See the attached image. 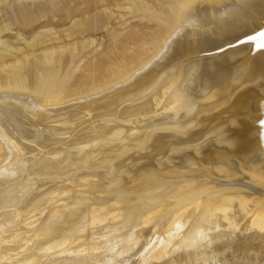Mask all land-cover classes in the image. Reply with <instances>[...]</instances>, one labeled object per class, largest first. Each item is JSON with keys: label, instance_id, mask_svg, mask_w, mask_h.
<instances>
[{"label": "bare ground", "instance_id": "bare-ground-1", "mask_svg": "<svg viewBox=\"0 0 264 264\" xmlns=\"http://www.w3.org/2000/svg\"><path fill=\"white\" fill-rule=\"evenodd\" d=\"M69 1L52 0L57 7ZM162 2L171 15L159 23L161 50L123 79L80 97L51 96L49 78H41V99L26 98L17 61L25 52L4 39L10 27H0V125L6 130L0 178L17 161L19 144L35 142V159L46 161L45 137L66 139L85 186L95 170L116 177L96 180L103 194L52 192L13 242H0V264L30 263L15 251L35 256L49 244L59 233L52 218L70 203L74 215L89 221L69 232L67 240H75L64 252L95 238L105 254L154 258L155 264H264V0ZM133 7L145 9L144 0ZM199 15L215 22H200ZM48 43L38 33L26 46L49 62ZM143 162L153 169L141 170ZM31 261L87 264L69 255Z\"/></svg>", "mask_w": 264, "mask_h": 264}, {"label": "rangeland", "instance_id": "rangeland-1", "mask_svg": "<svg viewBox=\"0 0 264 264\" xmlns=\"http://www.w3.org/2000/svg\"><path fill=\"white\" fill-rule=\"evenodd\" d=\"M134 3L136 0H85L75 5L70 0L69 3L57 7L52 0H0V27L9 26L11 31L4 39L14 48H21L22 52H25V56L19 55L17 59L18 67H22L20 70L24 75L21 85L24 91L27 88V92H24L27 95L25 97L36 96V91L41 85V78H49V87L53 92H51V96L80 97L91 90L106 88L123 79L141 63L148 60L154 52L161 50L164 34L160 30L159 23L162 19L169 17L171 13L165 9L162 0H144L145 9L134 8ZM82 9H87V11L81 12ZM204 17L199 15L198 21L211 22L212 20L213 23L215 22L214 17V20L210 19L209 21H205L207 17ZM38 33L50 41L48 47L50 44L53 49V61H49L50 63L45 58H41L43 54H40L39 51L34 52L35 46L32 47L34 50L29 47L33 50L31 54L26 46V43H30ZM15 34H20L25 41L17 40ZM189 59H185L183 63H188ZM36 97L41 99L40 96ZM85 125H79L80 127H76L75 132L72 131L71 134L75 135ZM5 131V127L0 125V133ZM35 145V142L17 145L19 149V153L16 155L17 161L13 166L8 167V173L3 176L4 178H0L1 243L13 242L20 233L19 227L29 219L36 210V206L42 204L43 200H46L52 192L78 188L79 191L82 190L81 192L94 191L103 194L100 190L101 184L96 180L107 176L110 182L116 181L115 176L111 177L108 171L102 168L92 172L95 183L92 182L85 186L84 182L77 178V174L85 172L77 170L71 154L66 151L68 145L63 137L52 139L45 137L44 150L48 151L49 156L46 157L50 158L46 161L42 160L41 162L40 159H38L39 161L35 159L34 153L37 149ZM63 148L64 150H62ZM4 151L5 148L0 151V169L4 166L2 160ZM94 153L96 154V152ZM59 155L63 157L58 158ZM67 159L68 162H66ZM141 165L138 166L141 170L153 169L152 166L150 167V163L148 165L147 162H143ZM39 167H42L40 168L42 171H39ZM141 175H148V173L141 172ZM56 183H58L57 186H55ZM47 186L51 187L49 192L47 191L40 197L31 194L32 191ZM72 205L70 203L69 206H64L61 211L56 212L55 218H52V222L57 225L59 230V233H55L57 235L55 240L52 239L55 234L50 235L49 238L52 241L49 244L46 243L43 248L34 250L35 256L21 248L15 251L16 254L25 252L23 259L35 260L38 258L41 261L52 257L64 258L65 255H69V258L75 262L83 261L87 264L159 263L154 258L127 257V259L105 254L94 246L97 243L95 238L90 242L81 241L74 247V250L64 252V248L72 239L70 237L67 240L69 232L76 231L77 227H80H76L77 224L86 225L89 221L88 218L84 219L82 214L74 215ZM95 226L101 227L105 224L99 223ZM7 251L12 252L10 248H7L5 253ZM31 260L30 263L26 261V264H31Z\"/></svg>", "mask_w": 264, "mask_h": 264}]
</instances>
